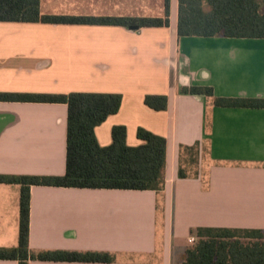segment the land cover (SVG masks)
<instances>
[{
	"label": "crops",
	"instance_id": "crops-1",
	"mask_svg": "<svg viewBox=\"0 0 264 264\" xmlns=\"http://www.w3.org/2000/svg\"><path fill=\"white\" fill-rule=\"evenodd\" d=\"M164 15L165 0H113L79 16ZM169 20L139 30L0 22V92L121 94L119 111L95 128L98 143H112L115 125L126 127L129 146L144 143L140 127L167 140L161 192L31 186L32 251H100L115 260L29 264H181L196 228L264 231V108L219 107L180 92L209 86L216 97L264 99V38L179 37L178 0H170ZM149 94L167 96V109L148 107ZM67 118L64 103L0 101V174L64 175ZM196 143L192 176L191 156L180 151ZM20 193L0 183V247L18 245Z\"/></svg>",
	"mask_w": 264,
	"mask_h": 264
},
{
	"label": "trees",
	"instance_id": "trees-1",
	"mask_svg": "<svg viewBox=\"0 0 264 264\" xmlns=\"http://www.w3.org/2000/svg\"><path fill=\"white\" fill-rule=\"evenodd\" d=\"M41 0H0V22H28L68 25H103L130 28L168 27L170 0H165V15L159 18L114 16L48 15L41 11ZM138 29V30H139ZM179 37L264 38V0H178ZM182 94L213 98L215 106L264 108V99L216 97L212 87L181 88ZM117 93L72 92L68 94L0 92L2 102L64 103L68 106L67 154L64 175L0 174L1 184L21 186L18 245L0 247V260L68 262H113L114 256L100 251L41 250L29 248L31 186L87 189L153 190L165 185L166 138L142 127L139 146L126 142L124 125L112 128V143L101 146L95 128L122 103ZM145 104L157 111L166 110L168 97L149 94ZM199 143L182 146L198 155ZM182 161V158H181ZM179 177L186 178L180 167ZM195 241L186 249L181 264H264V231L261 229L199 227Z\"/></svg>",
	"mask_w": 264,
	"mask_h": 264
},
{
	"label": "rangeland",
	"instance_id": "rangeland-1",
	"mask_svg": "<svg viewBox=\"0 0 264 264\" xmlns=\"http://www.w3.org/2000/svg\"><path fill=\"white\" fill-rule=\"evenodd\" d=\"M112 2L113 0H41V5L44 12L47 10L59 15L79 16L90 13L91 11H97L98 8L107 10ZM190 156L185 164L186 170L190 173L189 175L193 176L198 169L200 156L194 153H190ZM155 258L157 259L158 256Z\"/></svg>",
	"mask_w": 264,
	"mask_h": 264
},
{
	"label": "water",
	"instance_id": "water-1",
	"mask_svg": "<svg viewBox=\"0 0 264 264\" xmlns=\"http://www.w3.org/2000/svg\"><path fill=\"white\" fill-rule=\"evenodd\" d=\"M129 29L130 30H138L139 28H138V26H131Z\"/></svg>",
	"mask_w": 264,
	"mask_h": 264
},
{
	"label": "built area",
	"instance_id": "built-area-1",
	"mask_svg": "<svg viewBox=\"0 0 264 264\" xmlns=\"http://www.w3.org/2000/svg\"><path fill=\"white\" fill-rule=\"evenodd\" d=\"M194 241H195L194 238L189 239V242H190V243H193Z\"/></svg>",
	"mask_w": 264,
	"mask_h": 264
}]
</instances>
